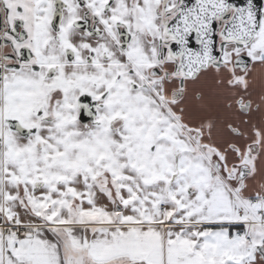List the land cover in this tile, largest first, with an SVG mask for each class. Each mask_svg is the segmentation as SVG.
<instances>
[{
	"label": "snow or ice",
	"instance_id": "snow-or-ice-1",
	"mask_svg": "<svg viewBox=\"0 0 264 264\" xmlns=\"http://www.w3.org/2000/svg\"><path fill=\"white\" fill-rule=\"evenodd\" d=\"M0 46V264H159V233L137 227L152 224L170 229L168 264H264L260 193L251 220L230 218L225 190L143 104L149 69L189 78L229 46L264 61V0H0ZM73 117L92 128L76 141L62 131Z\"/></svg>",
	"mask_w": 264,
	"mask_h": 264
},
{
	"label": "crops",
	"instance_id": "crops-1",
	"mask_svg": "<svg viewBox=\"0 0 264 264\" xmlns=\"http://www.w3.org/2000/svg\"><path fill=\"white\" fill-rule=\"evenodd\" d=\"M138 62L143 63V59H138ZM229 77L228 71L223 69L203 70L196 77L183 82L182 96L175 102H170L168 99L170 91L177 87L176 83L167 84L165 81L161 83L162 80L157 79L156 84L159 88L155 91L159 93L163 101L156 99L154 89L147 88L143 104L158 113L171 128L172 136L178 144L170 145V147H173L174 151L186 149L187 151L182 153L184 157H190L202 166L204 176L201 179L205 180L211 173L213 179L210 183L221 186L225 190L230 199L223 201L222 210L229 212L230 218H236L234 211L236 208L254 210V208L250 209L246 202V197L253 191H258L260 197L264 199V61L252 60L251 67L240 77L242 83L240 88L236 87L238 93L235 96L231 94ZM199 79L202 83L198 82ZM239 96L240 102H238ZM5 112L6 109L0 106V116ZM2 123L0 119V125ZM3 131V128H0V134H3ZM62 131L76 141L84 138L86 133L92 131V128L80 126L73 117L67 128ZM234 153L239 154L242 161L248 160L250 156L255 158L252 168L249 163L239 166L249 171V176L246 178L247 188L243 192L235 190L237 175L233 172L236 167ZM218 157L221 160H218ZM223 159L227 160V164H220L223 163ZM4 163V151L0 147V173L3 171ZM216 163H219L218 167ZM225 169L227 176L224 175ZM193 171L195 172L196 169L194 168ZM244 186V183H241L240 187ZM2 189V177H0V192ZM216 210L213 208L210 213L214 215ZM72 227L79 230L87 226L73 225ZM137 227L152 228L159 233V240L156 241L158 245L156 259L159 264H168L170 229L162 224ZM189 229L199 231L201 226L186 224L185 230ZM247 230L250 234L253 227L247 226ZM216 242L221 245L230 243L223 236H220ZM206 251L210 253L211 250ZM172 255L173 259H176L175 246H173Z\"/></svg>",
	"mask_w": 264,
	"mask_h": 264
},
{
	"label": "flooded vegetation",
	"instance_id": "flooded-vegetation-1",
	"mask_svg": "<svg viewBox=\"0 0 264 264\" xmlns=\"http://www.w3.org/2000/svg\"><path fill=\"white\" fill-rule=\"evenodd\" d=\"M134 2V0H133ZM10 51L9 49L0 46V56H3L6 52ZM226 53H230L229 55H226L225 59L223 62H219V66H217V62L213 61L212 63H210L208 65L207 69H214V70H225L228 71L230 77H229V81L228 84L230 85V89H231V94L233 96H235L238 93V90L236 87L240 88V84L242 83V79H240V77H242L244 75V73L251 67V63L252 60H250V63L248 65V68L245 71H241L240 70V63L238 62L240 60V56L235 54V49L232 48L231 46H229L228 48L225 49ZM245 52L244 49H241V54L243 55ZM137 63H142V62H138ZM3 65H0V67H2ZM29 66L28 65H24V68L27 69ZM81 70H83V67H81ZM157 71H159L161 73V80L163 79V75L166 73L167 74V80L165 81L167 84H175L176 83V88L172 89L170 91L169 94V99L170 102H175L178 101L181 96H182V89H183V82L187 79H192V78H184V79H180L178 77H176L174 79V72L173 69L170 65H161ZM145 83L148 84L147 88H152L151 83H148L149 81H153L154 83H156L157 79H154L151 76V70L149 69L147 72H145ZM196 77V76H195ZM181 84V85H180ZM19 89H24L26 91H29V89L25 86V85H19L18 86ZM23 92V93H26ZM155 96L157 100H162L159 93L155 91ZM0 95L2 97L3 95V88L2 86H0ZM75 100V97H73V101ZM163 101V100H162ZM238 102H240V96L238 97ZM217 164V163H216Z\"/></svg>",
	"mask_w": 264,
	"mask_h": 264
},
{
	"label": "water",
	"instance_id": "water-1",
	"mask_svg": "<svg viewBox=\"0 0 264 264\" xmlns=\"http://www.w3.org/2000/svg\"><path fill=\"white\" fill-rule=\"evenodd\" d=\"M194 62H195V61H194ZM212 62H213V61L209 62L208 59L205 57V58L203 59V66L201 67V66L198 64L197 67H198L199 70L194 71V73H193V72H189V73H188V77H189V78H194L199 72H201V71H203V70H206V69L208 68V65H209L210 63H212ZM249 63H250V60H246V62H244V63H240V70H241V71H245V70L248 68ZM217 167H218V164H217ZM219 167H220V166H219Z\"/></svg>",
	"mask_w": 264,
	"mask_h": 264
},
{
	"label": "built area",
	"instance_id": "built-area-1",
	"mask_svg": "<svg viewBox=\"0 0 264 264\" xmlns=\"http://www.w3.org/2000/svg\"><path fill=\"white\" fill-rule=\"evenodd\" d=\"M220 164H224V163H220ZM260 200L262 201V202H264V199L263 198H261L260 197ZM261 207H264V203H262L261 205H260ZM241 209H243L244 211H245V215L247 216V218L249 219V220H251L252 219V215H251V213H252V211H254V210H252V211H250L249 209H247V208H236V209H234V210H241ZM249 227H253L251 224H249L248 225Z\"/></svg>",
	"mask_w": 264,
	"mask_h": 264
},
{
	"label": "rangeland",
	"instance_id": "rangeland-1",
	"mask_svg": "<svg viewBox=\"0 0 264 264\" xmlns=\"http://www.w3.org/2000/svg\"><path fill=\"white\" fill-rule=\"evenodd\" d=\"M195 79H196V78H195ZM196 81H197V80H196ZM198 82L202 83V80H201V79H199V80H198ZM254 159H255V158H254V156H253V157H252V156H250V157H249V159H248V160H246V163H247V164L249 163V164H250V166H251V168H252V166H253V164H252V163H253ZM233 172H234V173L237 175V173H236V171H235V168L233 169Z\"/></svg>",
	"mask_w": 264,
	"mask_h": 264
}]
</instances>
